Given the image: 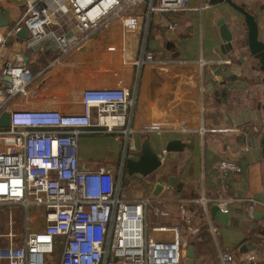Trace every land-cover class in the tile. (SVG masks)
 I'll return each mask as SVG.
<instances>
[{
    "label": "built area",
    "instance_id": "1",
    "mask_svg": "<svg viewBox=\"0 0 264 264\" xmlns=\"http://www.w3.org/2000/svg\"><path fill=\"white\" fill-rule=\"evenodd\" d=\"M25 3L21 22L6 31L0 30V47L24 25L29 35L28 47L45 48V42L51 41L48 45L53 46L56 54L40 72H34L24 57L0 66V117L4 112L10 113L8 127H0V205L11 208L9 220L4 224L0 220V264H189V246L204 236L200 227L191 223L190 212L183 202L180 216L186 226L151 224L150 213L169 214L163 195L123 198L120 190L124 163L118 167L87 169L79 158L80 136L88 130L122 131L127 136V147L134 149L133 133L176 132L183 129L181 124L161 118L138 130L129 126L137 95L134 82L128 79L116 86L89 81L90 85L74 89L71 95H63L62 90L67 85L75 86L71 75L57 79L60 85L56 88V76L52 77L53 84L43 81L51 69L70 56V66L59 74H69L71 66L86 64L87 69V45L116 21L120 23L124 42L121 47L93 51L94 60L106 61L118 75L132 68L152 66L165 71L178 65L157 59L154 52L141 47L138 41L129 42L128 38H139L146 16L188 10L187 0H25ZM95 68L90 66V70ZM6 77L10 78L9 85ZM53 89L58 93L57 105H80L82 110L39 108ZM160 158L164 163L166 151ZM210 200L229 211L234 198L222 189L218 196L203 195L195 203L205 208ZM263 203L254 197L247 198V211L253 215ZM33 207L42 215L43 224L38 229L32 225L39 218L30 212ZM24 208L25 235L20 237L14 214L21 212L23 219ZM149 227L171 235L150 236ZM211 230L216 232L217 227L212 224ZM59 250L58 258H48V254ZM259 254V246L253 244L243 252L242 259L257 263ZM219 259L221 264H240L229 249L221 251ZM199 260L196 255L194 263Z\"/></svg>",
    "mask_w": 264,
    "mask_h": 264
},
{
    "label": "crops",
    "instance_id": "2",
    "mask_svg": "<svg viewBox=\"0 0 264 264\" xmlns=\"http://www.w3.org/2000/svg\"><path fill=\"white\" fill-rule=\"evenodd\" d=\"M233 1L243 4L255 16L259 40L264 43V0ZM187 6L188 10L179 13L158 12L146 16L139 38H128L129 42L138 41L141 47L154 52L157 59L178 62V65L165 71L152 66L141 70L132 68L118 75L114 74L106 61L94 60L93 51L111 46L121 47L124 42L120 23L116 21L89 42L86 47L88 68L86 64L81 65V76L71 78L75 80V86L64 87L63 95H71L74 89L90 85L87 84L89 81L115 86L127 79L133 81L137 99L128 120L129 126L138 130L153 120L169 118L179 122L183 129L162 134L141 133V142L136 139V133L140 132L133 133L135 148L131 150L134 152L128 154L127 150L130 149L126 142L124 156L117 166L125 165L128 155H138L146 138L160 155L166 144L174 139H181L191 146L181 151L176 159L167 156L161 169L154 175L143 177L129 174L124 169L121 197L133 200L163 195L169 214L157 216L150 213L148 218L151 224H166L173 219L178 221L175 212L182 202L195 225L199 226L204 221L205 226H199L204 238L195 244L196 255L200 256L195 264H221L220 252L228 249L240 264H264V215L255 217L247 211L246 206L247 198L251 197L264 202V160L260 159L252 142L253 138L264 135L263 57L251 55L245 17L229 3L187 0ZM25 8V0H0V15L3 14L9 22L0 30L6 31L20 23ZM222 20L232 34L233 49H229L222 39L219 24ZM170 25H174V28H169ZM26 42L18 34L11 36L7 44L0 47V66L24 57L34 72H40L54 59L56 52L53 46L48 45L51 41L45 42V48L28 47ZM71 57L51 69L41 81L49 82L62 69L67 70L64 67L70 66L68 59ZM90 66L96 67L95 70H90ZM56 95L58 93L53 89L39 108L58 107L65 112L82 110L80 105H57ZM98 130H88L80 137L79 158L83 168H97L90 163L98 158L100 152L94 142L105 144L108 139ZM148 135L155 136V139ZM159 177L166 181L175 177L176 181L172 185L164 183L157 194ZM222 189L234 198L229 212L239 220L238 224H221L215 220L210 210L216 204L213 200L205 208L195 203L203 195L209 198L218 196ZM256 210L264 213V203L258 205ZM212 224L217 227L216 232L211 230ZM155 233L153 237L157 238L171 235L160 231ZM149 235L152 236L151 233ZM253 244L259 246V260L257 263L245 262L242 254Z\"/></svg>",
    "mask_w": 264,
    "mask_h": 264
},
{
    "label": "water",
    "instance_id": "3",
    "mask_svg": "<svg viewBox=\"0 0 264 264\" xmlns=\"http://www.w3.org/2000/svg\"><path fill=\"white\" fill-rule=\"evenodd\" d=\"M211 4H217V3H223L227 2L231 6H233L236 10H238L240 13H242L245 17V23L248 27V46L250 49V53L252 56H259L261 55L263 57L262 63H261V69L264 74V43L259 40V30H258V24L255 19V16L246 9V7L243 4H237L233 0H208ZM9 22L5 19L3 14L0 15V27L8 25ZM221 26V36L226 43V46L229 49H233L232 45V34L228 28V25L225 23L224 20L219 22ZM18 36L22 39L28 38V30L23 25L21 29L18 31ZM10 78L6 77V85H9ZM263 84H264V78H263ZM263 111H264V104H263ZM10 121V113L4 112L0 117V127H8ZM254 147L258 150L260 159L264 160V135L258 136L256 138H253L252 140ZM191 146L188 142H184L181 139H174L169 141L166 146V156L171 157L172 159H176L177 155L181 151H183L186 147ZM163 166V162L160 158V154L158 152H155L150 140L146 138L142 144L141 151L138 155L135 156H128L125 161V169L129 174H138L139 176H149L154 175L156 172L161 169ZM158 187L155 193H159L164 183L168 184H175L176 178H172L168 181H166L163 177H159L158 179ZM211 214L215 220L220 222L221 224H231L235 225L239 223V220L235 217V215L230 214L228 210L222 209L218 204H214L210 208ZM254 216H262L264 215L263 212L259 213L257 210L253 212ZM196 256L195 253V245L192 243L187 251V257L189 264H194V257Z\"/></svg>",
    "mask_w": 264,
    "mask_h": 264
},
{
    "label": "rangeland",
    "instance_id": "4",
    "mask_svg": "<svg viewBox=\"0 0 264 264\" xmlns=\"http://www.w3.org/2000/svg\"><path fill=\"white\" fill-rule=\"evenodd\" d=\"M176 69V68H175ZM81 71V66H71V71L70 73H61V74H57L56 77L54 78V80L57 82V79L60 78H66V77H70V75L75 78V77H80L82 72ZM61 72V71H60ZM71 78V77H70ZM55 82V86L57 87L58 85H60L59 83L60 82ZM70 82V79L69 81ZM65 83L64 85H67L68 84ZM81 83H85V81H80ZM50 84H53L54 81L53 79H51L49 81ZM121 130V129H120ZM99 133H103L101 135H104L106 136L105 138L108 137V139L106 140V143L103 144L101 143L100 144V141H96L94 142V145H96L97 147H99V153H98V158L92 160L91 165H93V167H96L99 168L100 166H110L112 165L113 163H116V164H120V160L123 158L124 156V153H125V146H126V142H127V136L126 134H124L122 131H117V132H106L105 129H100L98 130ZM103 136V137H104ZM81 137V136H80ZM142 134L141 133H136V139L137 141H140L142 140ZM147 137H150L151 139H155V136L153 135H148ZM127 150V149H126ZM128 154L130 155L132 152H134L133 150H127ZM86 165H88L87 162H85ZM83 163L81 162V165ZM157 173V172H156ZM153 175V174H152ZM155 196V195H153ZM152 196V197H153ZM155 198V197H154ZM157 198V197H156ZM13 209V212L16 213V206H13L12 207ZM11 211V208L10 206H3V205H0V220L4 223H6L8 220H9V216H10V212ZM180 207L179 209L177 210L176 215L174 213V215L177 217L178 221L176 219H173V220H170V222H172L171 224H169L168 222L166 224L168 225H173L175 223H179L181 225H187V222L184 221V218H182L180 216ZM198 211H201L200 209H198ZM30 212H32L34 215H36V217H39L37 219V222H32V225H33V229H38L40 228V225L43 224V220H42V215L40 214V211L37 210V208L33 207L30 209ZM15 218L17 219V223H16V228L18 230V233L20 235V237L24 236L25 235V231H24V226H25V208L23 210V219H22V213L18 212L17 214H14ZM151 221H152V218H151ZM153 221H156L155 219H153ZM192 224H194V221H193V218H192V221H191ZM199 226H205V222L202 221L201 224H199ZM148 232L151 233L152 236L156 235L155 231L152 230L151 227H149L148 229ZM60 255V250L57 251V253H52L48 254V258L50 259H56L58 258V256ZM195 264V263H194Z\"/></svg>",
    "mask_w": 264,
    "mask_h": 264
},
{
    "label": "flooded vegetation",
    "instance_id": "5",
    "mask_svg": "<svg viewBox=\"0 0 264 264\" xmlns=\"http://www.w3.org/2000/svg\"><path fill=\"white\" fill-rule=\"evenodd\" d=\"M128 156H129V155H128ZM128 156H127V157H128ZM127 157H126V158H127ZM117 165H119V164H115L114 166H115V167H118Z\"/></svg>",
    "mask_w": 264,
    "mask_h": 264
},
{
    "label": "bare ground",
    "instance_id": "6",
    "mask_svg": "<svg viewBox=\"0 0 264 264\" xmlns=\"http://www.w3.org/2000/svg\"><path fill=\"white\" fill-rule=\"evenodd\" d=\"M129 40V39H128ZM135 41V40H134Z\"/></svg>",
    "mask_w": 264,
    "mask_h": 264
}]
</instances>
